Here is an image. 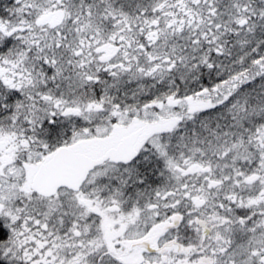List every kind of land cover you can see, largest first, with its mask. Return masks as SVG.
<instances>
[{
  "label": "snow or ice",
  "instance_id": "6c2138e0",
  "mask_svg": "<svg viewBox=\"0 0 264 264\" xmlns=\"http://www.w3.org/2000/svg\"><path fill=\"white\" fill-rule=\"evenodd\" d=\"M0 264H264V0H0Z\"/></svg>",
  "mask_w": 264,
  "mask_h": 264
}]
</instances>
